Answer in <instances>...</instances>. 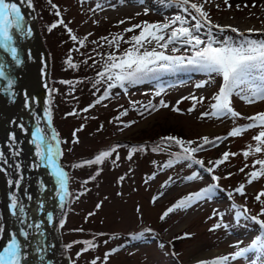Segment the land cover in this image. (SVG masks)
<instances>
[{
    "label": "rangeland",
    "instance_id": "374dc122",
    "mask_svg": "<svg viewBox=\"0 0 264 264\" xmlns=\"http://www.w3.org/2000/svg\"><path fill=\"white\" fill-rule=\"evenodd\" d=\"M18 1L32 23L44 109L66 174L62 200L48 223L51 264H212L206 260L222 255L229 258L225 264H238L235 253L244 249L247 251L240 256L247 258L244 264H252L261 254L263 258L264 248L248 253L253 237L244 239L241 233L245 230L229 220L231 212L238 210L264 221V195L256 199L264 193V175L256 179L250 175L261 169L255 162L264 160V149L261 153L249 149L258 143L253 137L261 129L246 130L236 137L229 133L249 124L246 117L264 113V101L248 103L233 95L232 108L240 113L233 119L217 116L211 108L222 86L220 76L185 68L180 71L188 77H180L177 71L158 68L153 74L162 79L155 80L154 86L144 83L145 77L123 87L109 81L107 75L100 76L110 56L121 57L132 47L131 37L141 31H127L134 25L169 24L179 15L188 22L184 26L191 28L195 21L179 0H32L31 7L27 0ZM190 2L202 4L211 23L226 29L221 34L214 28L216 39L241 38L230 31L234 27L247 38L264 40V0ZM60 20L64 23L59 24ZM53 23L58 26L49 31ZM180 26L166 29L165 37ZM206 31L201 30L202 39L207 38ZM153 46L146 45L149 50ZM174 46L179 50L173 52ZM156 50L172 56L192 55L190 47L180 44ZM194 73H198L196 77ZM176 79L188 81L170 84ZM197 84L204 86L197 88ZM161 101L168 107H161ZM169 136L184 144L163 139ZM19 143L8 136V155L20 154ZM185 147L192 160L212 168V176L233 191L228 206L225 197L209 202L197 198L206 191L207 174L198 168L203 176L197 175V164L178 158L183 157ZM193 148L197 149L194 153ZM105 151L111 155L103 163H85ZM246 151L247 157L243 155ZM225 152L236 155L217 164ZM16 161L9 168L0 147V171L7 176L13 200L22 180L17 157ZM241 188L244 195L237 191ZM188 197H192L190 207H174L181 200L187 204ZM170 208L173 211L168 212ZM36 225L27 226V243L37 233ZM170 241L177 242V258L169 249ZM40 261L44 259L38 256L32 264Z\"/></svg>",
    "mask_w": 264,
    "mask_h": 264
},
{
    "label": "snow or ice",
    "instance_id": "6c2138e0",
    "mask_svg": "<svg viewBox=\"0 0 264 264\" xmlns=\"http://www.w3.org/2000/svg\"><path fill=\"white\" fill-rule=\"evenodd\" d=\"M208 2V0H205ZM227 4L228 0H224ZM29 7L32 6V0H27ZM179 5L183 7L184 12L189 13L192 20L195 21L194 25L186 27L188 22L182 16H176L169 24L159 25V24H146V25H134L132 28L127 29V31L132 32L136 28H141L139 35H134L131 37L132 47L127 49L123 56L116 57L110 56L109 63L105 65V72H101L100 76L104 77L107 75L109 81L118 82L119 86L123 87L125 83L135 84L140 80L148 77L150 74L155 73L158 68L170 71H177L180 69L190 68L192 70L201 71L207 73L209 77L220 76L222 78V86L219 88L218 93L213 97L215 103L211 105L214 113L217 116H230L233 119L240 117V113L236 112L232 108L231 97L233 95L240 96L242 99L246 100L248 103L255 102L257 100L264 101V40L250 39L244 36L243 33H239L237 28L231 27L230 31L237 33L239 39H234L232 37H226L222 40H218L213 35V29H218L222 34L226 29L219 26L213 25L208 17V13L203 11V5L190 2V0H179ZM52 7H56L52 5ZM194 13V14H193ZM59 15V12L56 13ZM23 16L21 14L20 8L13 3H8L6 0H0V49L9 52L17 63V51L16 48L12 46L13 35L10 30H15L20 33L25 32V26L23 25ZM63 24V20L58 22ZM123 23V21H121ZM180 24V27L173 28V30L165 37V30L172 27V25ZM58 26L57 23H53L49 31L55 29ZM207 29L205 35L206 39L201 38V30ZM250 32L252 30H249ZM30 34V30L28 32ZM75 40V37H72ZM106 39V38H104ZM180 44L181 46L187 45L192 50V55L187 56H172L166 55L164 52L157 51V48L167 49L168 45ZM146 45H154L151 50H149ZM177 47H173L172 51H178ZM70 63V62H69ZM4 77V72L0 70V78ZM113 84H109V87H113ZM204 84H197L196 87H203ZM250 93V95L248 94ZM193 97V100H196ZM203 98H200L202 101ZM100 101L98 100L97 103ZM161 107H168L163 101L160 102ZM177 110V109H174ZM204 116L209 115V113L202 114ZM250 121L245 127H235L229 133L230 136H239L242 132L250 130L252 128L259 127L261 130L257 135L253 137L258 143L253 148L249 146L250 151L255 153H261L264 149V113H258L253 116L246 117ZM75 135V133H74ZM166 141H174L177 145H183L184 142L176 139L174 137H164ZM205 143H207V138H204ZM78 143V140L75 141ZM191 143V142H188ZM37 155L41 157L42 160L46 161V165L52 166L54 173L60 182L61 188L65 187L66 174L55 164V156L57 153L54 151L51 143L47 142L44 137H39L37 140ZM197 149H191V152H196ZM184 155L182 158L184 160H190L192 163L201 164L199 160H192V156L187 147L183 148ZM111 155L110 152L105 151L100 153L95 157L94 160L86 161L88 165L101 164L105 158ZM229 155L235 156V153L225 152L223 154V159L217 161L216 163H223L227 161ZM245 157L249 155L246 151L243 153ZM131 158V157H129ZM261 165L259 172L253 171L250 173L253 179L259 177V175H264V160H257L255 162ZM81 165H77L80 167ZM212 171V169H208ZM243 171V169H241ZM99 173H97L98 175ZM95 177H92L94 179ZM192 179V177H189ZM214 179H219L214 177ZM252 181L250 180L249 183ZM11 183V181H10ZM241 195H244L243 188L238 189ZM211 194V189L206 190L197 195L198 199H203L209 197ZM264 193H260L256 196L259 200L260 196ZM192 197L187 198V204L185 200L179 201L174 207L183 208L185 206H191ZM99 207V205L97 206ZM13 209V214H23V208H19L17 213L18 205L15 200L11 204ZM173 211L169 209L168 212ZM248 210L245 209V212ZM168 213H165L167 215ZM264 215V212L261 213ZM51 219V217H49ZM256 220L255 217H252ZM256 223L261 229H264V221L256 220ZM37 228L40 225H36ZM2 231V229H0ZM21 235L27 238V233L22 231ZM91 246V242H86ZM261 247L264 248V239L257 240L253 244V248ZM85 251L88 249L85 248ZM247 250H241L235 253V257H240L245 254ZM234 257V258H235ZM228 257H223L221 260L213 261L212 264H225ZM0 264H21V245L17 242L15 236L12 237L11 242L3 249L0 253ZM203 264V262H202Z\"/></svg>",
    "mask_w": 264,
    "mask_h": 264
},
{
    "label": "bare ground",
    "instance_id": "6f19581e",
    "mask_svg": "<svg viewBox=\"0 0 264 264\" xmlns=\"http://www.w3.org/2000/svg\"><path fill=\"white\" fill-rule=\"evenodd\" d=\"M152 4L157 7L155 3ZM10 31L13 35L12 46L15 47L16 51L18 52V44L16 38L17 31H15L14 29ZM7 53L9 54V58H11V54L9 52ZM34 64V56L27 50L24 55V69L26 71V76L23 89L24 91L22 92V110L27 117L28 122L32 125L37 134L40 137H44L46 141L50 143V136L48 135V132L42 123L44 99L43 95L41 94V90H36L37 86L40 87V77L38 74V78L36 80V71ZM15 95L16 94H12V97L14 98ZM9 135L14 136L15 140L17 142H20V154H16V152L14 151L11 156L8 155L5 144L8 141ZM36 144L37 141L26 129L23 128L20 120H17L16 117L8 126L7 130L0 134V147L2 149L4 157L6 158L7 165L14 164V160L16 161L17 157L22 170V180L21 183H19L20 186L18 187L15 201L18 205L17 210H19V208L21 207L23 208V214H17L16 229L14 232V236L16 237L17 242L21 245V264H32L33 261H35V259H37V257L39 256L38 252L43 253L42 258L44 259V262L42 264H51L53 260L50 251V244L49 242H45L40 234H34L29 243H27L25 237L21 235V232H25L27 226L35 221L34 210L37 207L40 193H42L44 188L52 183V175L47 169L44 160H42L41 157L36 154ZM8 167L11 168L12 166L8 165ZM0 174L8 188V192L11 197L12 192L8 187L7 176L2 172H0ZM52 199H55V197H53ZM22 219H24V221L20 224V221ZM42 230H44V232L46 230L45 223L42 226ZM45 234L47 237L48 234ZM26 255H28L27 258L25 257ZM262 264H264V261Z\"/></svg>",
    "mask_w": 264,
    "mask_h": 264
},
{
    "label": "water",
    "instance_id": "95a60500",
    "mask_svg": "<svg viewBox=\"0 0 264 264\" xmlns=\"http://www.w3.org/2000/svg\"><path fill=\"white\" fill-rule=\"evenodd\" d=\"M8 3L16 4L23 16V25L27 28L24 33L17 32V44H18V52H17V63L13 58H9V55L5 50L0 49V70L4 72V77L0 78V134L7 130L8 126L12 123L15 117H17L24 129H26L32 137L37 141L40 137L37 132L34 130L32 125L28 122L27 117L22 111V92L25 85V76L26 71L24 69V55L26 53V49L32 50V45L30 42V37L32 33V24L26 14V11L22 8L18 0H6ZM30 30V34H28ZM35 55V71H36V80L39 74V56L37 51L34 53ZM16 68V71L14 69ZM39 89V86L36 87V90ZM12 94H16L15 97H12ZM44 123L48 132V135L51 138L52 146L54 151L57 153L55 156V164L56 167L63 169L60 167L58 162V147L56 144V140L54 134L52 132V128L50 125V121L48 118V114L43 115ZM46 163V161H45ZM49 171L52 174V183L47 186L42 193L39 195V201L37 204V209L35 213V221L40 225L38 228V234L42 237V239L47 242L46 234L48 232V223L49 217L53 213L55 207L59 203V198L64 192V188H61L60 182L58 181L54 169L52 166L46 165ZM64 172V171H63ZM59 189V193L56 199L52 200L50 196ZM12 199L6 187V184L0 174V204L2 209V231L0 235V253L3 252V249L7 247V245L11 242L12 237L14 236V232L16 229V219L17 214H13V209L11 208ZM18 211V210H16ZM24 221L22 219L20 224ZM46 222V230H42V226ZM41 258L43 257V253H40Z\"/></svg>",
    "mask_w": 264,
    "mask_h": 264
},
{
    "label": "trees",
    "instance_id": "16d2710c",
    "mask_svg": "<svg viewBox=\"0 0 264 264\" xmlns=\"http://www.w3.org/2000/svg\"><path fill=\"white\" fill-rule=\"evenodd\" d=\"M197 74L198 73H194V76H197ZM156 75L155 74H151L149 77H146V81H143L144 83H146L147 85H149V86H154V81L155 80H161L162 79V77H155ZM158 76V75H157ZM174 76V75H173ZM195 78V77H194ZM180 82H186V81H184V80H181ZM143 83V84H144ZM142 84V85H143ZM164 85V84H163ZM203 171L204 170H206L207 171V175H208V177H207V179H206V183L207 184H215V189L216 190H218L220 193H221V190H224L225 189V185L223 184V183H221L220 182V180L219 179H214V177L212 176V174H211V172L210 171H208V166L207 165H205L204 163H201V164H197ZM208 167V168H207ZM195 168H197V167H195ZM210 169H212V168H210ZM200 172V171H199ZM214 188H212V187H210V189H211V194H210V196H212L211 198H216V191H215V189ZM224 192H231V191H229L228 189H226ZM180 237V236H179ZM179 239V238H178ZM182 239V238H181ZM177 242H175V243H173V242H171L170 241V243H169V249L172 251V253H173V257L174 258H177V256L179 255V253L178 252H175L174 250L176 249V246H175V244H176Z\"/></svg>",
    "mask_w": 264,
    "mask_h": 264
}]
</instances>
